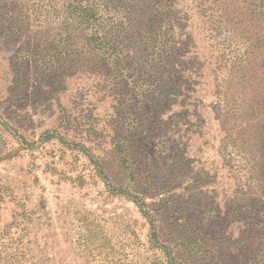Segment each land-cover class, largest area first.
Wrapping results in <instances>:
<instances>
[{"label": "rangeland", "instance_id": "374dc122", "mask_svg": "<svg viewBox=\"0 0 264 264\" xmlns=\"http://www.w3.org/2000/svg\"><path fill=\"white\" fill-rule=\"evenodd\" d=\"M259 2L0 0V261L264 264Z\"/></svg>", "mask_w": 264, "mask_h": 264}, {"label": "trees", "instance_id": "16d2710c", "mask_svg": "<svg viewBox=\"0 0 264 264\" xmlns=\"http://www.w3.org/2000/svg\"><path fill=\"white\" fill-rule=\"evenodd\" d=\"M259 5L261 6L260 10L264 12V0H262V2H259ZM75 12H77L76 14L81 17H85L87 16L86 11H85V7H82V5L80 6L79 4H76V8L74 10ZM175 87V85H174ZM124 192L127 196H129V198L132 199L133 202L139 204V203H143V201H140V199L138 197H136L135 195H130L128 193ZM144 204V203H143ZM13 254H15L14 252H9L7 253V255L1 259H3L2 261H0V264H16L14 263V261L12 260V256Z\"/></svg>", "mask_w": 264, "mask_h": 264}]
</instances>
